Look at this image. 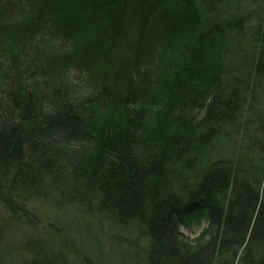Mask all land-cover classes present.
<instances>
[{"label": "trees", "instance_id": "16d2710c", "mask_svg": "<svg viewBox=\"0 0 264 264\" xmlns=\"http://www.w3.org/2000/svg\"><path fill=\"white\" fill-rule=\"evenodd\" d=\"M230 1L33 0L30 28L14 16L20 0H0V198L19 210L23 190L58 187L98 204L147 239L150 264H264V23L242 35ZM40 25L79 49L46 51ZM73 72L94 76L95 98L75 95ZM167 82V135L150 145L138 136L145 117L129 108L162 99ZM96 119L93 151L56 138L70 144ZM202 218L211 238L190 249L179 223Z\"/></svg>", "mask_w": 264, "mask_h": 264}, {"label": "rangeland", "instance_id": "374dc122", "mask_svg": "<svg viewBox=\"0 0 264 264\" xmlns=\"http://www.w3.org/2000/svg\"><path fill=\"white\" fill-rule=\"evenodd\" d=\"M20 1L21 12L18 10L14 16L28 23L31 28L34 24L33 18L38 17L35 13L37 7H34V4L31 5L30 1L33 3V0ZM36 2H39L37 6L40 7L44 4V0H36ZM262 7H264V0H231L226 9L233 18L239 20L242 17L245 20V29L241 34L252 38L258 25L264 23ZM260 8L263 10L259 16L256 11ZM239 10L240 12L237 13ZM14 16L10 14L9 18ZM53 20L57 23L58 18ZM37 24L36 22L35 25ZM46 27L38 28L40 31L38 43L46 51L51 52L58 48L66 53L76 47L74 44L68 45L67 42V44L61 42L64 41L62 38L53 36L57 34L56 27L53 29ZM229 45H231L230 41ZM21 58H24V61L22 59L19 61V63L22 62L21 65L32 64L28 58L24 56ZM94 81V76L89 74L79 76L77 72H73L65 76V83L74 90L78 98H95L97 87ZM34 83H36L35 87L40 88L41 82L38 78ZM167 83L168 85L159 83L157 86L159 98L162 95V99L154 104L139 102L129 108L128 114L138 111L145 117L138 136L146 142L152 135L156 136L155 138L167 135L166 126L170 123V115L166 116L167 110L164 108L166 102L163 100L164 94L167 89L169 90V82ZM45 87L46 85L43 84V88ZM260 98H262L260 103L263 104L261 110L264 113V97ZM250 113V111L247 113V119H252L253 113ZM128 114L123 109H119L114 112L113 120L122 125ZM97 122L96 119L85 124L83 130L77 129L78 134L73 136L74 141L70 144L67 142V136H60L62 135L60 134L56 135V138L66 142V147H69L72 153H75L81 145L93 151L100 143L99 137L93 134ZM156 141H152L150 145ZM256 151L252 153L255 154ZM257 154L259 155L255 157V160L260 161L259 150ZM0 192L1 195L8 196L7 188L0 189ZM59 193L58 187L36 191L25 189L15 196L19 210L13 209L0 198V264H150L146 257L147 239L140 237L135 228L124 227L121 223L113 222L114 219L107 217L99 209L98 204L92 206L94 209L90 210L89 205ZM14 202L16 203V200ZM178 229L181 234L180 240L187 242L190 249L205 246L211 238L205 218L196 224H190L187 228L183 223H179Z\"/></svg>", "mask_w": 264, "mask_h": 264}]
</instances>
